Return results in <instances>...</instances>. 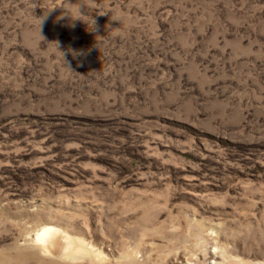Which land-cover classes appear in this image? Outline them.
I'll use <instances>...</instances> for the list:
<instances>
[{
	"label": "rangeland",
	"instance_id": "1",
	"mask_svg": "<svg viewBox=\"0 0 264 264\" xmlns=\"http://www.w3.org/2000/svg\"><path fill=\"white\" fill-rule=\"evenodd\" d=\"M47 260L264 264V0H0V264Z\"/></svg>",
	"mask_w": 264,
	"mask_h": 264
},
{
	"label": "bare ground",
	"instance_id": "2",
	"mask_svg": "<svg viewBox=\"0 0 264 264\" xmlns=\"http://www.w3.org/2000/svg\"><path fill=\"white\" fill-rule=\"evenodd\" d=\"M34 243L37 244L40 252L47 257L52 259L60 258L62 260H72L77 259L78 254L84 250H87L84 246H79L76 241H74L67 234L55 227L45 226L41 228L34 238ZM62 243V246L59 247V244ZM88 247V246H87ZM92 249V248H91ZM90 251V250H88ZM94 261L102 262L105 260V256L102 252L91 250ZM43 264H61L56 260H47L43 261Z\"/></svg>",
	"mask_w": 264,
	"mask_h": 264
}]
</instances>
